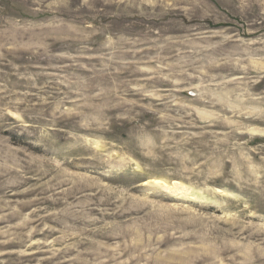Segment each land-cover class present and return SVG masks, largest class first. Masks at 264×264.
Instances as JSON below:
<instances>
[{
  "label": "rangeland",
  "instance_id": "obj_1",
  "mask_svg": "<svg viewBox=\"0 0 264 264\" xmlns=\"http://www.w3.org/2000/svg\"><path fill=\"white\" fill-rule=\"evenodd\" d=\"M0 264H264V0H0Z\"/></svg>",
  "mask_w": 264,
  "mask_h": 264
},
{
  "label": "bare ground",
  "instance_id": "obj_2",
  "mask_svg": "<svg viewBox=\"0 0 264 264\" xmlns=\"http://www.w3.org/2000/svg\"><path fill=\"white\" fill-rule=\"evenodd\" d=\"M157 184L164 185L165 183L163 181H157Z\"/></svg>",
  "mask_w": 264,
  "mask_h": 264
}]
</instances>
